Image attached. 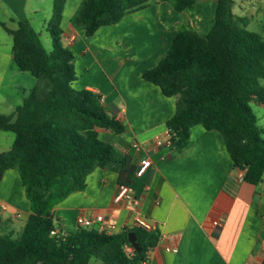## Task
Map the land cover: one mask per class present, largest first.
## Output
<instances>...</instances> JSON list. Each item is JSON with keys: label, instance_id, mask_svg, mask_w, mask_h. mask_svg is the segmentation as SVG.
Returning <instances> with one entry per match:
<instances>
[{"label": "trees", "instance_id": "1", "mask_svg": "<svg viewBox=\"0 0 264 264\" xmlns=\"http://www.w3.org/2000/svg\"><path fill=\"white\" fill-rule=\"evenodd\" d=\"M67 0H54L47 29L49 52L29 22L15 31L14 61L37 84L11 116L0 114V130L15 134L10 151L0 153V181L8 170L19 173L31 215L14 238L0 236V264H143L160 234L143 228L106 234L75 228L57 232L54 207L86 188L97 168L119 174V186H131L137 173L134 157L99 139L98 129L123 134L125 127L103 106L102 97L77 90L75 57L61 42ZM151 0H84L71 23L92 37L100 28L119 23ZM177 11L195 10L196 0H174ZM234 0H218L215 24L207 38L192 27L179 30L169 51L144 73L146 81L167 97L177 96L168 121L170 142L186 146L191 130L201 125L218 131L243 181L259 185L264 177V131L252 104L264 103V38L247 30L248 20L233 15ZM52 232H56L52 234ZM135 233L141 252L125 247Z\"/></svg>", "mask_w": 264, "mask_h": 264}, {"label": "crops", "instance_id": "2", "mask_svg": "<svg viewBox=\"0 0 264 264\" xmlns=\"http://www.w3.org/2000/svg\"><path fill=\"white\" fill-rule=\"evenodd\" d=\"M83 1L67 0L61 21V42L75 57L77 80L73 86L99 94L109 115L125 127L123 134L98 129L99 139L122 156L134 157L137 168L142 160H150L151 165L142 177L135 176L130 186L139 200L137 208L114 204L120 187L117 172L95 169L84 190L54 207L57 232L68 234L78 227L79 218L94 220L102 215L105 225L116 224L114 234H118L138 227L135 217L139 215L153 226L148 231L160 234L143 264H263L264 177L256 186L240 180L242 171L234 168L222 135L201 125L192 128L186 146H157L158 141L165 143L170 138L167 123L176 113L178 97L165 96L160 87L143 77L169 51L180 26L194 28L202 38L209 36L215 12L213 22L209 15L217 3L204 0L208 15L196 0L192 23L183 18L190 11H177L174 0H151L146 8L87 37L71 23ZM52 2L0 0L1 115H13L36 86L27 76L31 74L15 64L13 35L2 24L15 31L21 23L29 22L37 32L34 26L38 21L48 32ZM253 106L264 131V103ZM14 142V133L0 130V153L10 151ZM25 197L19 173L8 170L0 181V205L7 206V211L0 213V236L6 224L15 226L16 217L23 223L20 230L25 226L32 213ZM92 228L100 231L101 225L95 223Z\"/></svg>", "mask_w": 264, "mask_h": 264}, {"label": "rangeland", "instance_id": "3", "mask_svg": "<svg viewBox=\"0 0 264 264\" xmlns=\"http://www.w3.org/2000/svg\"><path fill=\"white\" fill-rule=\"evenodd\" d=\"M155 1H158V0H153L152 3H155ZM159 1H162V0H159ZM214 1H215L214 3L218 2V0H214ZM199 2L201 5H204L205 13L208 14L209 12L208 4H205L204 0H199ZM52 6H53V2H52ZM232 11H233L235 21H237L239 18H246L248 20L247 30L256 32L264 38V0H234ZM200 12L201 14L204 15L203 10H200ZM214 12L215 10H213L212 14L211 13L210 15L208 14L210 18V22H213ZM191 14H194V12L192 13L187 12V15L186 16L184 15L183 18L187 19L188 22L195 23L193 22L194 20L191 21V17H190ZM211 17H213V19H211ZM193 26H196V25L194 24ZM184 27L186 26H180L179 29L180 30L184 29ZM34 28L37 30V32L41 33V36H40L41 42L43 43L46 50L50 52L52 50V40H51L50 34L47 32L46 29H43L39 26L38 21L35 23ZM27 76H30V78H32L37 84V80L34 77H32V75H27ZM93 83H99V82L93 80ZM252 108L255 109L254 106ZM9 136H13V135L9 134ZM14 225L16 227L15 226L12 227L11 224H6L5 227L2 229L3 231L2 235L11 234L13 235L14 238H16L17 234L19 233V230L23 226V223L18 217H16L14 220Z\"/></svg>", "mask_w": 264, "mask_h": 264}, {"label": "built area", "instance_id": "4", "mask_svg": "<svg viewBox=\"0 0 264 264\" xmlns=\"http://www.w3.org/2000/svg\"><path fill=\"white\" fill-rule=\"evenodd\" d=\"M156 144L159 147L163 146L164 144L172 145V143L170 142V138L165 143L160 140ZM136 147H138V146H136ZM150 165H151L150 160H142L140 162V166L137 169L136 176L142 177L145 174V172L148 170ZM243 179H244V173L241 172L240 180H243ZM114 204L131 206V207L137 208L139 206V200L134 197V194H133L131 187L120 186L119 190H118V192L114 198ZM5 211H7V206L6 205H0V213L5 212ZM95 223H99L101 225L100 232H104L106 234H114L116 231V224L110 223V224L105 225L104 224L105 223V217L102 215L97 216L94 220H89L86 218H79L77 220L78 227L82 228V229L92 228V226ZM135 224L138 227L146 229V230H152L153 229V226H151V224H149L144 218H142L139 215L135 217ZM215 224L218 225V222H215ZM55 233L56 232H52V234H55ZM125 252L128 255H132L133 249L131 247H126Z\"/></svg>", "mask_w": 264, "mask_h": 264}, {"label": "water", "instance_id": "5", "mask_svg": "<svg viewBox=\"0 0 264 264\" xmlns=\"http://www.w3.org/2000/svg\"><path fill=\"white\" fill-rule=\"evenodd\" d=\"M128 241L138 252H141V247L135 233H129Z\"/></svg>", "mask_w": 264, "mask_h": 264}]
</instances>
